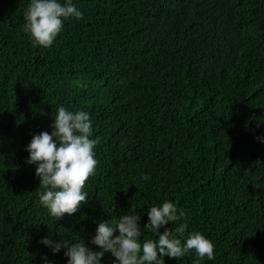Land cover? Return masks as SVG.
Here are the masks:
<instances>
[{
	"label": "trees",
	"instance_id": "trees-1",
	"mask_svg": "<svg viewBox=\"0 0 264 264\" xmlns=\"http://www.w3.org/2000/svg\"><path fill=\"white\" fill-rule=\"evenodd\" d=\"M74 3L83 19L45 48L22 31L29 0H0V264H66L41 238L91 244L99 221L143 226L166 199L185 213L177 236L213 241L199 264H264V0ZM59 105L90 112L101 141L87 203L56 220L24 149Z\"/></svg>",
	"mask_w": 264,
	"mask_h": 264
},
{
	"label": "clouds",
	"instance_id": "clouds-1",
	"mask_svg": "<svg viewBox=\"0 0 264 264\" xmlns=\"http://www.w3.org/2000/svg\"><path fill=\"white\" fill-rule=\"evenodd\" d=\"M83 17L74 0H29L22 31L33 46L48 48L62 32L65 21ZM50 128V132L34 134L25 146L28 153L25 164L35 167V178L43 189L39 192L40 206L59 220L87 203L85 183L95 173L98 164L95 149L101 137L94 136L90 112L63 105L56 108ZM256 139L264 143V135ZM146 214L148 219L143 226L141 214L134 212L99 221L91 244L80 238L70 242L62 234L59 240L48 235L39 243L54 255L63 249L66 264H105L106 253L114 257L112 264H165V256L179 260L192 251L196 256L194 264L215 258V245L202 232L185 234L187 225L181 224L176 229L180 233L177 236L172 227H167L169 222L175 223L185 215L172 200L147 206ZM145 232L156 238L143 239ZM41 259L43 264H53L46 255Z\"/></svg>",
	"mask_w": 264,
	"mask_h": 264
}]
</instances>
